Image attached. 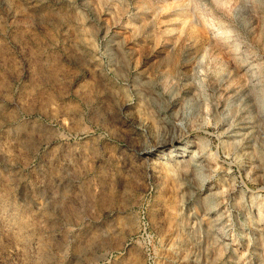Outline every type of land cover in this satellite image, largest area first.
Instances as JSON below:
<instances>
[{
	"label": "rangeland",
	"instance_id": "rangeland-1",
	"mask_svg": "<svg viewBox=\"0 0 264 264\" xmlns=\"http://www.w3.org/2000/svg\"><path fill=\"white\" fill-rule=\"evenodd\" d=\"M147 1L0 0V264H264V0Z\"/></svg>",
	"mask_w": 264,
	"mask_h": 264
},
{
	"label": "bare ground",
	"instance_id": "bare-ground-1",
	"mask_svg": "<svg viewBox=\"0 0 264 264\" xmlns=\"http://www.w3.org/2000/svg\"><path fill=\"white\" fill-rule=\"evenodd\" d=\"M149 1V0H148ZM147 1V2H148ZM219 4V6L223 7L224 3L222 2H217ZM147 6L149 7V5L147 4ZM152 6V4L150 5V7ZM198 6V5H197ZM191 8H194L195 5L194 3L192 2L191 3ZM150 9V8H149ZM211 18L210 16H207L206 20L208 21L207 22V25L205 26H209L211 24ZM207 28V27H205ZM195 30V29H194ZM191 35V34H190ZM193 35V34H192ZM190 36V39H194L193 41V50L198 53V51H201L200 50V46H198V38H195L193 36ZM219 36V35H218ZM215 47L217 46L219 48V50L222 49V46L221 44L219 43H222V45H226V41L222 38H219L216 42H215ZM192 45V44H191ZM222 51V50H221ZM195 54V53H194ZM149 100V99H148ZM150 104V103H149ZM163 105V104H162ZM214 107V106H213ZM158 108V107H157ZM158 110V109H157ZM154 113V112H153ZM159 114V113H158ZM165 116V115H164ZM159 122V121H158ZM157 122V123H158ZM161 122V121H160ZM165 123V122H164ZM154 124V123H153ZM163 123H161V126L160 128L162 127V131L159 132V134H156V138H155V141L154 142H151L149 145H147L146 143H143L142 147L140 148V152L141 154H143L144 156H147L149 151L150 150H153L155 151L156 153H160L162 151L166 152L167 155L169 157H178V155H182L184 152V148L183 147H180L181 145H179L177 142L180 138H183L185 137L187 134L186 133H183V132H179V129L175 126H172V125H168V124H164V126H162ZM174 125V124H173ZM232 127V126H231ZM147 128V127H146ZM234 128V127H233ZM180 133V134H179ZM148 137V136H147ZM154 137V135L152 136ZM147 142V141H146ZM149 143V142H148ZM197 155V156H196ZM158 156V155H157ZM159 157V156H158ZM199 158L201 159L203 157V153L202 151L201 152H196L194 153L193 156H190L188 159H184V160H181L179 163H178V170L181 174V176L183 177L184 179V183L185 181L187 182L186 186H185V189H189L190 190V184L191 183H194V180H196L197 178V172L199 173V170L201 167H203V173L200 172V175H204V171H207L208 170V166H205L206 164L204 163V165L202 166H198L197 165V168H194L193 165L195 164V159L196 158ZM197 163V162H196ZM199 163V162H198ZM202 164V163H201ZM208 164V163H207ZM196 165V164H195ZM194 165V166H195ZM204 166H205V169H204ZM198 167H199V170H198ZM191 173V174H190ZM135 178V177H134ZM201 178V177H200ZM182 179V178H181ZM196 188V187H195ZM197 191H199L201 193L202 191V184L200 183L199 185H197ZM193 191V190H192ZM210 195V198L212 197L211 194ZM215 197V196H214ZM209 198V197H208ZM213 199V198H212ZM188 200V199H187ZM207 203V202H206ZM220 205V204H219ZM218 205V206H219ZM262 208L263 206H260L259 207V211L262 212ZM210 213V212H209ZM263 213V212H262Z\"/></svg>",
	"mask_w": 264,
	"mask_h": 264
}]
</instances>
